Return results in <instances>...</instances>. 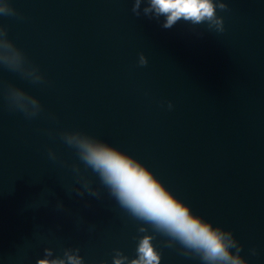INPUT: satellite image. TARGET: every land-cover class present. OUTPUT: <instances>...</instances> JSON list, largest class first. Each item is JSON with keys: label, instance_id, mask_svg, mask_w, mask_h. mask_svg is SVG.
Returning <instances> with one entry per match:
<instances>
[{"label": "water", "instance_id": "95a60500", "mask_svg": "<svg viewBox=\"0 0 264 264\" xmlns=\"http://www.w3.org/2000/svg\"><path fill=\"white\" fill-rule=\"evenodd\" d=\"M224 2L220 34L184 21L165 30L163 17L144 16L147 0L139 17L134 0H9L19 16L0 25L48 84L0 68V82L44 108L27 120L0 89V264H39L65 248L112 264L115 250L135 258L143 235L155 236L161 264H201L138 232L146 226L50 131H81L132 155L194 214L231 231L248 264H264V0Z\"/></svg>", "mask_w": 264, "mask_h": 264}, {"label": "clouds", "instance_id": "9594fccd", "mask_svg": "<svg viewBox=\"0 0 264 264\" xmlns=\"http://www.w3.org/2000/svg\"><path fill=\"white\" fill-rule=\"evenodd\" d=\"M141 0H134L132 12L139 17ZM144 16L149 19L164 18L161 27L171 29L179 21L190 23L193 27L207 25L216 33H224V18L218 12H228L224 0H147ZM0 16L19 14L10 6L0 7ZM23 19V17H19ZM139 67H146L147 58L141 53L138 56ZM0 68L17 73L22 79L35 85H47L44 74L9 38L7 29L0 25ZM0 89L7 100L10 111L21 113L25 119L38 118L44 108L34 96L0 82ZM171 111L173 105L167 104ZM49 118L56 120L53 114ZM52 138L59 139L68 148L74 150L85 170H91L99 179L100 184L108 189L109 195L118 206L134 221L146 227L138 228L140 233L151 230L166 238L165 247L180 246L181 254L186 257L198 258L201 264H248L241 255L242 245L235 239L231 231L213 224L200 215L193 213L191 207L177 198L156 175L141 161L118 148L81 131L49 132ZM49 158L56 160V154L48 151ZM73 164V170H79ZM88 194L99 198V193L92 191L89 183L84 184ZM79 196L84 192L75 190ZM63 209V204L57 205ZM154 235L139 237L135 248V258L128 259L115 250L112 264H161V253L157 251L153 240ZM235 250L234 252L232 250ZM45 255L52 256V250L46 248ZM255 255V250H252ZM39 264H85L79 248L62 249V254L55 259H43Z\"/></svg>", "mask_w": 264, "mask_h": 264}]
</instances>
